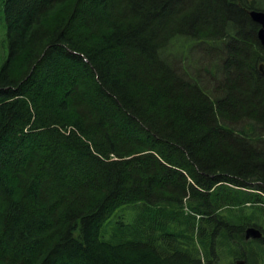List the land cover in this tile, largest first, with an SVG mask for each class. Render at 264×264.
Segmentation results:
<instances>
[{"label": "trees", "instance_id": "1", "mask_svg": "<svg viewBox=\"0 0 264 264\" xmlns=\"http://www.w3.org/2000/svg\"><path fill=\"white\" fill-rule=\"evenodd\" d=\"M252 10L1 0L0 264H264Z\"/></svg>", "mask_w": 264, "mask_h": 264}, {"label": "water", "instance_id": "2", "mask_svg": "<svg viewBox=\"0 0 264 264\" xmlns=\"http://www.w3.org/2000/svg\"><path fill=\"white\" fill-rule=\"evenodd\" d=\"M251 19L256 22L257 24H260L262 26L261 30L259 31V39L264 46V11H258L253 10L250 12ZM261 69H263V66H261ZM263 237V233L255 228L251 227L246 230V239H260ZM234 264H248L245 259H237L235 260Z\"/></svg>", "mask_w": 264, "mask_h": 264}, {"label": "rangeland", "instance_id": "3", "mask_svg": "<svg viewBox=\"0 0 264 264\" xmlns=\"http://www.w3.org/2000/svg\"><path fill=\"white\" fill-rule=\"evenodd\" d=\"M0 3H1V0H0ZM1 33H2V28L0 25V36H1ZM200 52L201 51L199 49H197L196 51L190 53V55H188L189 59L186 60V62H185V66L187 67V69L190 71V73L193 76H196L195 74L198 73L197 69L201 68V66L206 62V58H204V54H201ZM1 57H2V53H1V49H0V62H1ZM177 66L182 67V63L181 62L177 63ZM204 80L206 82L208 79L205 78ZM225 264H227V263H225Z\"/></svg>", "mask_w": 264, "mask_h": 264}, {"label": "flooded vegetation", "instance_id": "4", "mask_svg": "<svg viewBox=\"0 0 264 264\" xmlns=\"http://www.w3.org/2000/svg\"><path fill=\"white\" fill-rule=\"evenodd\" d=\"M253 11V10H252ZM256 23V22H255ZM257 28H256V34H257V38H258V41L260 42V44L262 45L260 39H259V31L261 30L262 26L260 24H257ZM263 46V45H262ZM264 47V46H263ZM261 66H263V64L260 65V70L263 71V69H261Z\"/></svg>", "mask_w": 264, "mask_h": 264}]
</instances>
